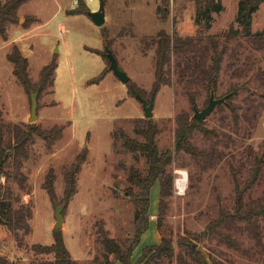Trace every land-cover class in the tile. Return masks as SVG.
I'll return each mask as SVG.
<instances>
[{
  "label": "rangeland",
  "instance_id": "1",
  "mask_svg": "<svg viewBox=\"0 0 264 264\" xmlns=\"http://www.w3.org/2000/svg\"><path fill=\"white\" fill-rule=\"evenodd\" d=\"M101 0H25L18 9V20L12 23L8 37L0 34V108L4 143L12 140L14 123L49 127L64 124L63 136L54 142L38 136L22 167L27 176L25 187L14 179L12 166L6 164L0 173V198L11 188L21 200L33 204L30 219L32 231L20 245L14 233L0 219V251L29 264L35 255L31 244L54 240L56 221L54 201H62L66 167L88 146L87 158L78 172V190L64 210L62 233L76 264H108L104 247L97 239V227L102 221L111 235L123 240L133 231L134 211L138 207L133 191L138 185L129 177V166L136 165L142 173L147 161L139 151L124 146L114 130L123 127L131 135L142 138L135 130L136 121L145 115L141 100L131 86L150 98L155 78V37L164 28L171 33L201 35L205 39L216 34L220 46H225L216 96L228 94L205 119L218 137L196 131L193 140L201 147L214 145L218 156L205 165L183 151L175 154L168 165L175 180L173 193L167 196L165 213L158 222L160 182L151 187V213L148 227L141 235L132 261L138 259L146 245L158 243L162 234L178 235L186 227L202 230L217 215L220 205L231 210L235 206V179L240 183L260 166V176L246 189L245 201L255 203L264 198V37L249 36L235 16L239 0H221V10L211 9L196 20L195 0H106V20L98 25L91 14L74 12L79 4L97 9ZM168 10L162 17L158 6ZM239 27L233 37H227L231 25ZM252 30H264V0L253 13ZM104 33L107 34L106 43ZM18 45L29 59V72L37 80L44 64L57 56L55 82L38 95V116L30 120L31 91L18 80L13 62L7 56ZM109 45L120 66L131 76L124 82L109 66L105 46ZM104 77L94 81L96 75ZM176 76V75H175ZM187 89L196 90L193 102ZM204 86H187L175 79L163 84L155 93L153 118L160 132L157 141L163 148L177 141L176 115H194V107L209 102L211 90ZM260 158L257 162L256 160ZM54 173L56 197H50L44 187L47 173ZM187 177L184 192L176 189V178ZM64 202V201H62ZM261 242L247 231L232 228L243 250L229 246L218 238L201 242L215 256L229 264H264V216ZM242 221H237L239 225ZM178 249V247H177ZM97 256V259H96ZM114 258V254H110ZM162 264H177L176 258L162 257ZM114 264H123L115 260Z\"/></svg>",
  "mask_w": 264,
  "mask_h": 264
},
{
  "label": "trees",
  "instance_id": "2",
  "mask_svg": "<svg viewBox=\"0 0 264 264\" xmlns=\"http://www.w3.org/2000/svg\"><path fill=\"white\" fill-rule=\"evenodd\" d=\"M25 0H0V34L8 37V30L12 23L18 20V9ZM197 13L196 20H200L203 14L210 15L211 9L221 10L223 3L221 0H195ZM263 0H239L238 10L235 20L244 26L245 32L251 37H264V30H252L253 13L259 8ZM165 6H158L162 17H166L168 10ZM91 8L81 2L74 12H85L90 14ZM239 31V27L233 24L230 26L227 37H233ZM106 43L107 34L104 33ZM106 56H108L109 45L105 46ZM112 49V48H111ZM225 46H220L216 34L209 35L206 39L201 35L171 33L162 28L155 37V78L152 84V92L155 94L163 84H173L175 79L185 82L187 86H204L209 89L215 88L219 81L222 68L223 54ZM13 62V71L18 80L28 91L36 90L38 95L52 87L57 73V56L43 65L37 80L31 78L29 72V59L18 45L7 53ZM110 66V64H109ZM111 68V67H110ZM106 71H101L94 81L100 80ZM176 75V76H175ZM131 80V79H130ZM129 80V81H130ZM132 91L133 86H131ZM190 99L195 102L196 90L187 89ZM135 93V92H134ZM136 94V93H135ZM221 103V102H220ZM222 104V103H221ZM3 110L0 108V173L6 164L12 166L11 172L15 180L25 187L27 180L23 172L24 160L30 154V147L38 136L49 142L63 136L64 124H54L49 127L27 122L26 124L14 123L12 125V140L8 144L4 143L3 127L1 118ZM177 141L174 146L161 147L157 141L160 127L157 121L150 117H144L136 121L135 130L142 138L131 135L123 127L114 130L115 136H121L123 144L128 149L139 151L147 161V169L144 173L131 164L129 166V179L138 185V191L130 189L138 207L134 211L133 231L123 240L111 235L107 227L101 221L97 227V239L104 247L103 254L108 264H114L115 260L122 261L123 264H133V252L138 245L141 235L148 227L151 213L150 192L151 187L159 180L160 182V206L158 212V222L161 223L162 215L165 213L167 196L173 193L174 172L168 165L174 160L178 151H183L193 156L197 161H202L208 165L218 156V150L214 145L201 147L193 140L196 131L202 132L205 136L218 137V132L214 128L207 127L203 120L189 116L186 112L176 115ZM88 146H85L65 170V184L62 201L65 207L71 197L78 190V172L82 162L86 160ZM260 158L256 161L258 162ZM235 179V206L233 210L220 205L216 216L212 217L206 226L199 231L184 228L176 240L173 236L162 234L158 243L146 245L138 259L139 264H162V257L168 255L175 257L177 264H229L223 258L215 256L208 248V258L199 249V244L205 238L224 241L229 246L243 250L242 243L232 233V228L237 226L239 230L247 231L255 237L258 243L261 242V224L259 218L264 216V198L255 203L245 201L244 193L246 189L252 187L260 176V166L252 168L250 175L243 183H240L237 174ZM55 175L47 173L44 187L50 197H56L54 185ZM7 194L0 198V216L2 222L10 229L18 243L24 245L25 235L33 229L30 219L33 217V204L21 200L20 195L15 194L11 188H7ZM61 201V202H62ZM64 207V210H65ZM237 221H242L235 225ZM178 247V249H177ZM35 255L29 260V264H76L70 249L67 247L62 228H54V240L50 243L35 241L31 244ZM114 258H110V254ZM97 259V256H96ZM0 264H20L19 260L10 257L0 251Z\"/></svg>",
  "mask_w": 264,
  "mask_h": 264
},
{
  "label": "water",
  "instance_id": "3",
  "mask_svg": "<svg viewBox=\"0 0 264 264\" xmlns=\"http://www.w3.org/2000/svg\"><path fill=\"white\" fill-rule=\"evenodd\" d=\"M105 3L106 0H101L100 5L97 9L91 10L90 14L94 21L98 25H102L106 20V9H105ZM108 56L110 58V67L115 71V73L121 78L124 82H129L131 79L130 74L123 69L118 61V58L116 57L115 53L111 48H108ZM134 92L138 96V98L141 100L143 108L145 110V115L147 117L153 116L154 110V101H155V94L153 93L150 98H147L144 96L139 90L133 87ZM228 97V94L222 95V96H216L215 89L213 88L211 90L209 102L204 105L203 107L199 108L197 106L194 107V116L197 117L200 120H203L207 117V115L212 112V110L216 107V105L220 102H223ZM38 116V91L32 90L31 91V114L29 116V119L32 121ZM3 160L0 161V167L2 165ZM55 206V216L56 221L54 223L55 228H62L64 225V207L65 202H59L58 200L54 201ZM1 219V216H0ZM199 249L202 251V253L208 258V251L204 248L203 244H199Z\"/></svg>",
  "mask_w": 264,
  "mask_h": 264
},
{
  "label": "built area",
  "instance_id": "4",
  "mask_svg": "<svg viewBox=\"0 0 264 264\" xmlns=\"http://www.w3.org/2000/svg\"><path fill=\"white\" fill-rule=\"evenodd\" d=\"M184 177H186V175L183 173V174L177 176V178H176L175 183H176V189L178 192H184L186 189L187 177L186 178H184Z\"/></svg>",
  "mask_w": 264,
  "mask_h": 264
},
{
  "label": "bare ground",
  "instance_id": "5",
  "mask_svg": "<svg viewBox=\"0 0 264 264\" xmlns=\"http://www.w3.org/2000/svg\"><path fill=\"white\" fill-rule=\"evenodd\" d=\"M184 178H186V177H184Z\"/></svg>",
  "mask_w": 264,
  "mask_h": 264
}]
</instances>
